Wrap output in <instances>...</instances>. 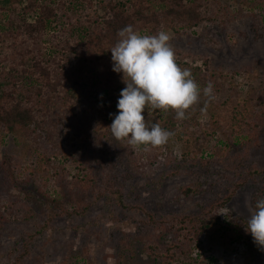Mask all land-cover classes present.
Here are the masks:
<instances>
[{
	"label": "rangeland",
	"instance_id": "obj_1",
	"mask_svg": "<svg viewBox=\"0 0 264 264\" xmlns=\"http://www.w3.org/2000/svg\"><path fill=\"white\" fill-rule=\"evenodd\" d=\"M219 1L236 8V0ZM213 20L178 34L164 29L176 58L190 68L201 66L215 95L211 108L197 118L214 133L203 137L194 129L189 139L169 143L176 158L172 163L149 165L126 142L116 141L91 112L75 119L64 110L60 95L49 94L45 108H51L53 122L46 126L45 145L69 171V152L93 171V188H64L59 177L53 181L44 172L35 175V152L0 128V212L5 217L0 224V264H160L164 245L156 243V237L164 233L168 245L177 234L173 227L163 232L169 223L163 226L161 220L202 216L218 205L219 213L227 211L221 218L230 215L246 225L258 196L264 198V122L257 121L255 98L248 110L251 125L258 122L256 137L252 126L231 132L236 118L227 107L234 105L232 84L241 97L251 89L263 91L264 28L250 17ZM195 141L203 144L199 155L183 158L182 152ZM158 151L150 152L158 157ZM63 175L70 177L67 171ZM186 188L193 193L184 194ZM113 191L121 194L124 207ZM13 204L15 211L25 213L22 218L12 215ZM230 246L207 243L209 264H245L252 253L256 264H264V249L250 233Z\"/></svg>",
	"mask_w": 264,
	"mask_h": 264
},
{
	"label": "trees",
	"instance_id": "obj_2",
	"mask_svg": "<svg viewBox=\"0 0 264 264\" xmlns=\"http://www.w3.org/2000/svg\"><path fill=\"white\" fill-rule=\"evenodd\" d=\"M236 3V8H232L219 0H0L1 130L19 138L27 151L35 152L39 162L33 170L35 175L37 171L44 172L53 181L59 177L60 182L64 181V188H93V171L86 161L78 160L75 153L69 152L68 158L73 164L71 172L44 143L49 134L46 126L53 122L51 108H45V104H50L49 94L60 95L64 110L75 119L91 112L104 127H110L118 114L116 105L120 92L126 87L122 74L112 70L109 50L117 42L120 29L132 25L141 34H156L164 29L178 34L211 24L217 17L221 23L241 16L250 17L255 23L257 19V26L264 28V0H236ZM177 63L181 68L191 70L201 88L207 85L201 66L190 68L179 59ZM232 85L237 88V84ZM235 88L231 90L233 98L230 100L234 105L227 107L232 112V119L236 118L230 124V131H242L252 126V134L256 137L254 127L258 122H264V87L260 94L251 89L245 97L234 94L237 92ZM255 98L260 117L251 125L248 105L253 107L252 99ZM205 99L201 96L200 104L183 121L176 120L172 111L146 110L143 113L145 119L150 123L159 122L174 136L160 148L158 157L154 152L142 150H133L134 154L149 165L170 164L176 158L174 146L169 143L181 141L183 137L189 139L194 129L203 137L211 131L214 133L213 128L207 132L208 129L197 119ZM211 106L212 101L206 110ZM202 146L196 141L190 144L188 151L182 152L183 158L198 156ZM66 171L68 178L63 175ZM113 193L118 204L124 207L121 194L118 191ZM183 193L189 195L193 189L186 188ZM10 206L12 215L22 218L21 215L25 214L17 212L16 204ZM217 208L218 205H213L202 216L183 214L159 221L163 226L169 223L163 232L171 227L177 232L168 245L163 242L164 233L156 237V243L164 245L160 264H209L207 243L231 248L230 245L243 241L247 232L242 221L230 215L227 220L221 218ZM4 219L0 212V224ZM245 264H256L253 253Z\"/></svg>",
	"mask_w": 264,
	"mask_h": 264
},
{
	"label": "clouds",
	"instance_id": "obj_3",
	"mask_svg": "<svg viewBox=\"0 0 264 264\" xmlns=\"http://www.w3.org/2000/svg\"><path fill=\"white\" fill-rule=\"evenodd\" d=\"M117 36V42L109 49L112 70L122 74L126 87L120 92L118 114L109 129L116 141L126 142L133 150L150 152L167 145L174 133L159 122L150 123L143 113L172 111L176 120L183 121L200 104L201 96L206 98L201 111H206L208 103L215 99L213 85L208 83L201 88L191 70L178 65L168 32L141 34L127 25ZM219 214L226 216L227 211ZM245 231L258 248L264 249V198L250 210Z\"/></svg>",
	"mask_w": 264,
	"mask_h": 264
}]
</instances>
